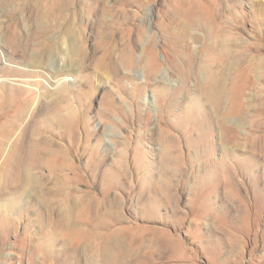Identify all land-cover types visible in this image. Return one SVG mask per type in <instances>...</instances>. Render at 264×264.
Segmentation results:
<instances>
[{"label": "rangeland", "instance_id": "rangeland-1", "mask_svg": "<svg viewBox=\"0 0 264 264\" xmlns=\"http://www.w3.org/2000/svg\"><path fill=\"white\" fill-rule=\"evenodd\" d=\"M26 107L0 264H264V0H0V129Z\"/></svg>", "mask_w": 264, "mask_h": 264}, {"label": "bare ground", "instance_id": "bare-ground-1", "mask_svg": "<svg viewBox=\"0 0 264 264\" xmlns=\"http://www.w3.org/2000/svg\"><path fill=\"white\" fill-rule=\"evenodd\" d=\"M6 1V0H3ZM56 19V18H54ZM58 20V19H57ZM56 20V21H57ZM34 58L41 62L42 59L38 55H34ZM44 58V57H43ZM44 64V63H43ZM15 86L9 88L10 90H15ZM9 89L6 93V99L11 101L13 99V92H10ZM56 104V100L53 102ZM26 108H23L18 114L15 115L14 119L9 121V125L5 129H0V160L3 163H11V168H5V171H14L17 175L22 178V183L19 187L24 186L25 190L28 187H32L37 183V177L34 174L33 167L37 161H40L34 152L36 149H45L47 146L48 138L42 136L40 126L33 125L31 129L19 128L22 119L25 117ZM5 126V125H4ZM11 144L8 153L5 156H2V146ZM20 165V168L16 169ZM36 173V172H35ZM37 174V173H36ZM10 181H2L0 179V186L6 187ZM6 184V185H5ZM11 184H9L10 186ZM20 196V194H18ZM16 205L12 204L11 207Z\"/></svg>", "mask_w": 264, "mask_h": 264}]
</instances>
